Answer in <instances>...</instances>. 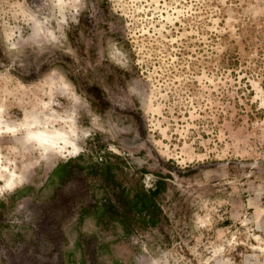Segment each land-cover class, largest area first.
Wrapping results in <instances>:
<instances>
[{
  "label": "rangeland",
  "instance_id": "rangeland-1",
  "mask_svg": "<svg viewBox=\"0 0 264 264\" xmlns=\"http://www.w3.org/2000/svg\"><path fill=\"white\" fill-rule=\"evenodd\" d=\"M0 120V264H264V0H0ZM77 154L162 178L163 219L80 216L98 181L48 176Z\"/></svg>",
  "mask_w": 264,
  "mask_h": 264
},
{
  "label": "trees",
  "instance_id": "trees-1",
  "mask_svg": "<svg viewBox=\"0 0 264 264\" xmlns=\"http://www.w3.org/2000/svg\"><path fill=\"white\" fill-rule=\"evenodd\" d=\"M79 157L80 154H77L73 158L57 162L48 176L56 177L59 184H62L74 172L85 168L86 174L98 181V185L105 190L104 193L99 199L81 207L80 216L92 215L97 223L105 227L116 223L124 235L135 229L156 226L163 219L161 208L156 202L158 194L164 189L162 178L156 179L150 188L144 189L139 185L130 190L116 179L114 166L110 161L104 160L101 164L93 162L85 166L78 162Z\"/></svg>",
  "mask_w": 264,
  "mask_h": 264
},
{
  "label": "bare ground",
  "instance_id": "bare-ground-1",
  "mask_svg": "<svg viewBox=\"0 0 264 264\" xmlns=\"http://www.w3.org/2000/svg\"><path fill=\"white\" fill-rule=\"evenodd\" d=\"M1 120H0V124H1ZM7 129H13V127L11 125L7 124ZM26 139H28L29 141L32 142H37L39 146H41L44 150H48L50 148H56L58 149L59 147H61L59 144L62 142L65 145H68L69 147H71L70 149H68L69 154H76L79 150L78 145L69 140L67 138V135L65 133H47L44 131H40V130H30L28 129L26 134H25ZM13 183L12 178H8L5 182L6 187H11ZM1 188V185H0Z\"/></svg>",
  "mask_w": 264,
  "mask_h": 264
}]
</instances>
